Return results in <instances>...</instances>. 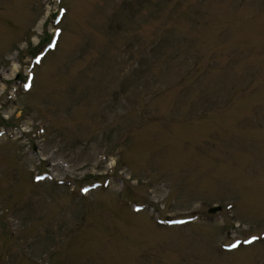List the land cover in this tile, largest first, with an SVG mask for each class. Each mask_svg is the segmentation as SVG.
<instances>
[{
  "label": "rangeland",
  "instance_id": "374dc122",
  "mask_svg": "<svg viewBox=\"0 0 264 264\" xmlns=\"http://www.w3.org/2000/svg\"><path fill=\"white\" fill-rule=\"evenodd\" d=\"M0 264H264V0H0Z\"/></svg>",
  "mask_w": 264,
  "mask_h": 264
},
{
  "label": "water",
  "instance_id": "95a60500",
  "mask_svg": "<svg viewBox=\"0 0 264 264\" xmlns=\"http://www.w3.org/2000/svg\"><path fill=\"white\" fill-rule=\"evenodd\" d=\"M220 209V205L219 204H214V205H210L209 207H207L206 211L209 213L215 212L216 210Z\"/></svg>",
  "mask_w": 264,
  "mask_h": 264
},
{
  "label": "snow or ice",
  "instance_id": "6c2138e0",
  "mask_svg": "<svg viewBox=\"0 0 264 264\" xmlns=\"http://www.w3.org/2000/svg\"><path fill=\"white\" fill-rule=\"evenodd\" d=\"M231 247L235 248V247H236V245H235V244H233V245H231Z\"/></svg>",
  "mask_w": 264,
  "mask_h": 264
},
{
  "label": "trees",
  "instance_id": "16d2710c",
  "mask_svg": "<svg viewBox=\"0 0 264 264\" xmlns=\"http://www.w3.org/2000/svg\"><path fill=\"white\" fill-rule=\"evenodd\" d=\"M44 40H46V39H44Z\"/></svg>",
  "mask_w": 264,
  "mask_h": 264
}]
</instances>
